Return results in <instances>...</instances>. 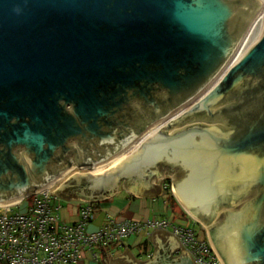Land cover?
<instances>
[{"label":"water","instance_id":"water-1","mask_svg":"<svg viewBox=\"0 0 264 264\" xmlns=\"http://www.w3.org/2000/svg\"><path fill=\"white\" fill-rule=\"evenodd\" d=\"M252 3L260 9L261 0H0V206L55 184L74 161L87 171L52 193L97 200L124 181L155 196L169 174L223 264L264 263V111L244 107L237 146L224 113L230 96L264 85V33L137 152L104 170L86 162H111L199 94L238 47ZM151 239L153 259L127 250L111 264H196L170 232Z\"/></svg>","mask_w":264,"mask_h":264},{"label":"built area","instance_id":"built-area-1","mask_svg":"<svg viewBox=\"0 0 264 264\" xmlns=\"http://www.w3.org/2000/svg\"><path fill=\"white\" fill-rule=\"evenodd\" d=\"M56 184V183H55ZM49 189H40L21 201L0 206V264H75L96 246L120 242L126 236L153 229H170L199 264H223L210 240L197 235L193 228L176 225L169 219H147L117 223L110 220L98 231L88 232L93 217L90 207L82 211V220L67 223L61 217L62 198ZM27 202L25 213L17 206Z\"/></svg>","mask_w":264,"mask_h":264},{"label":"crops","instance_id":"crops-1","mask_svg":"<svg viewBox=\"0 0 264 264\" xmlns=\"http://www.w3.org/2000/svg\"><path fill=\"white\" fill-rule=\"evenodd\" d=\"M68 170L64 171L66 174H63L62 177L68 174L70 171ZM75 174H70L65 177L56 189ZM167 176L169 174H165L163 178L161 193L155 196L136 195L127 190L123 184L124 181L119 184L117 192L102 199L84 200L73 197L66 199L60 196L62 198L61 217L67 223H76L82 220V211L86 207H90L93 212V217L87 222L86 230L88 232L98 231L110 220L117 223H124L129 220L146 221L147 219H169L170 222L176 225L193 228L197 235L209 240L206 227L185 210L174 195L173 188L167 181ZM170 194L174 195L175 200H170ZM179 220L184 224L179 223ZM155 230H149V232L142 231L141 233L126 236L120 242L98 245L95 248L98 253L97 258H94L91 252L88 251L85 253L84 258L75 264H111L112 257L123 255L127 250L130 251L137 261H149L153 259L156 253L155 243L151 239ZM165 231L173 234L170 229H166Z\"/></svg>","mask_w":264,"mask_h":264},{"label":"bare ground","instance_id":"bare-ground-1","mask_svg":"<svg viewBox=\"0 0 264 264\" xmlns=\"http://www.w3.org/2000/svg\"><path fill=\"white\" fill-rule=\"evenodd\" d=\"M263 33H264V0H261L260 9L257 11L254 17L248 23L244 31L241 33L240 42L235 52L233 53L232 57L226 63L223 70L220 71L219 74L199 94L192 97L190 100L186 101L185 103L180 105L177 109H175L173 112H171L167 117H165L161 121L157 122L156 124L148 128V130L139 137L136 143L132 144L127 150L119 154L116 158H114V160L104 165L90 167L88 170L92 172L96 170L107 169L111 165H113L115 162H117L119 159L130 154L131 152L132 153L137 152L138 146L144 140H146L152 133H154L159 127L167 123L173 117H176L177 115H180L181 113H183L188 107H190L192 104L197 102L200 98H202L210 90V88L219 81L222 73H224L230 65L240 60L245 55V53L255 44V42L261 37ZM62 176L63 174L60 175V177H58L57 179L62 178ZM53 184L54 183H50L49 185H47L46 187L42 189H49Z\"/></svg>","mask_w":264,"mask_h":264},{"label":"flooded vegetation","instance_id":"flooded-vegetation-1","mask_svg":"<svg viewBox=\"0 0 264 264\" xmlns=\"http://www.w3.org/2000/svg\"><path fill=\"white\" fill-rule=\"evenodd\" d=\"M250 6H253L252 7V10L250 11L251 13H253L255 9H256V11L259 10V4L258 3H254V4L252 3ZM253 8H254V10H253ZM246 13H249V9H248V11H245L244 12L243 16L242 15L239 16V18H238L237 21L238 22L240 20L241 21H244V18H245L244 15ZM233 32L234 33H232V35H233L234 39H238L239 38V35L237 33V30L236 29H233ZM245 87H247V86H245ZM247 93H248L247 95L250 98V100H248V98L246 97L247 95L246 96H244V95H232V96H230V102H232L233 105H231L229 108H227V109L224 110V113L229 115V121L232 124H234V128H235V131H236V133H233L231 135V140L232 141L230 142L229 145H233V146L236 145L237 146V145H239V142L242 141V138H243L242 135H244V134L241 133L240 131H238L239 129H237V127L239 125L244 124V121L242 120L241 116H244L245 117V115H244L245 114L244 113L245 111H243V110H244V107L248 103H250L251 101L254 102V103L251 104V105H253V109L255 110L254 111V115H255L254 117L255 118H258V119L259 118H262L261 114L264 111V99H263L264 98V85L257 87L255 89V91H253V92H250V90H248ZM249 94H253L252 95L253 98L251 96H249ZM258 94L260 95V97H262L261 99L257 97ZM235 98H237V99H235ZM246 131L248 132L249 129L246 128ZM83 160H85V159H83ZM98 160H99L98 158H93L91 160H88L87 159L86 162H88L90 164L91 163H94V165L92 167H95V166H98V164H97L98 163ZM69 164H67V165L68 166H71L73 169L80 168V167L82 168L83 165L85 164V161H82V160L80 162L79 161H77V162L74 161L73 163H69ZM221 216H225V212L222 211L221 212ZM263 220H264V218H263ZM255 264H264V263L261 261V262H258V263L255 262Z\"/></svg>","mask_w":264,"mask_h":264},{"label":"rangeland","instance_id":"rangeland-1","mask_svg":"<svg viewBox=\"0 0 264 264\" xmlns=\"http://www.w3.org/2000/svg\"><path fill=\"white\" fill-rule=\"evenodd\" d=\"M73 168L69 169L68 171V174L64 177H62L59 181H57V183L55 184V187L53 188V190H56V187L60 184L61 181L64 180L65 177H67L68 175L70 174H75V173H83L85 171H87V168L85 169V167H80V168H76V169H73ZM65 174V173H64ZM167 181L169 182V185L172 187V177L171 175L167 176ZM17 212H20V213H25L27 211V202H25L22 206H17L16 209H15ZM178 221V220H177ZM179 223H183L182 221L179 220ZM184 224V223H183Z\"/></svg>","mask_w":264,"mask_h":264},{"label":"trees","instance_id":"trees-1","mask_svg":"<svg viewBox=\"0 0 264 264\" xmlns=\"http://www.w3.org/2000/svg\"><path fill=\"white\" fill-rule=\"evenodd\" d=\"M169 198H170V200H173V199L175 200V197H174L173 194H170V195H169Z\"/></svg>","mask_w":264,"mask_h":264}]
</instances>
